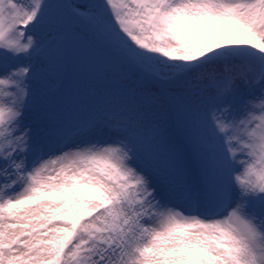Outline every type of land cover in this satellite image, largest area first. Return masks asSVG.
<instances>
[{
  "label": "snow or ice",
  "instance_id": "6c2138e0",
  "mask_svg": "<svg viewBox=\"0 0 264 264\" xmlns=\"http://www.w3.org/2000/svg\"><path fill=\"white\" fill-rule=\"evenodd\" d=\"M0 264H264V0H0Z\"/></svg>",
  "mask_w": 264,
  "mask_h": 264
}]
</instances>
